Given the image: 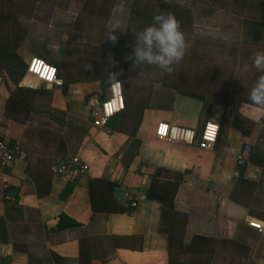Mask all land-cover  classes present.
Listing matches in <instances>:
<instances>
[{"label":"crops","instance_id":"obj_1","mask_svg":"<svg viewBox=\"0 0 264 264\" xmlns=\"http://www.w3.org/2000/svg\"><path fill=\"white\" fill-rule=\"evenodd\" d=\"M223 5L238 11L235 22L252 27L257 44L264 45V0H226ZM22 24L29 35L15 54L26 65L33 57L55 65L63 85L47 89L27 73L19 85L38 91L35 104L50 107L66 125L36 113L27 114L22 125L4 120L8 91L0 78V137L20 151L11 169L0 165V264H169L171 250L186 264H264V229L248 225L257 221L264 227V110L248 99L255 80L236 95L231 86L227 104L217 105L182 91L179 77L170 84L164 73L146 87L125 80L121 72L124 110L105 127H96L93 114L108 95V74L122 69L115 63L97 67L80 57L85 54L72 55L78 35L62 41L69 48L62 43L53 53L48 37L35 33L36 23ZM88 65L91 71H85ZM210 121L220 127L212 151L200 150L196 142L155 137L162 122L193 129L198 136ZM244 145L250 150L239 166L236 157ZM76 155L87 163L86 175L64 182L52 174L57 159ZM157 169L183 175L172 208L145 195ZM99 177L115 183L117 202L129 207L135 201L137 208L131 214L92 212L87 183ZM9 190L15 193L9 196ZM190 243L207 244L211 253L192 254Z\"/></svg>","mask_w":264,"mask_h":264},{"label":"rangeland","instance_id":"obj_2","mask_svg":"<svg viewBox=\"0 0 264 264\" xmlns=\"http://www.w3.org/2000/svg\"><path fill=\"white\" fill-rule=\"evenodd\" d=\"M164 1L177 3L183 9H190L192 13L190 29H181L189 47L183 59L173 65L174 71L171 74L166 73L168 82L174 84L177 77L184 78L186 84L182 88L185 91L201 94L205 98L220 88L223 92L228 89L230 94V87L233 86L232 92L236 95L243 92L246 86L250 87L255 80L254 72L250 65V54L247 57L243 56L242 49L245 44H250L248 40H255V32L250 29L253 33L248 34V25L235 22V13L238 11L225 9L223 3L226 0ZM129 2L130 0H120V5H124L122 14L118 6L109 19L96 20L82 13L83 4L76 0H15L13 2L0 0V35H7L3 40H10L8 44L11 46L18 37L21 39L29 35L28 31L27 35L25 34L26 25L22 23L24 20H31L36 23L35 33L39 31L41 36L48 37V47L53 53L56 50L52 49H56L57 45L63 43L62 41L73 39L71 34L78 35V40L70 46L73 48L70 50L72 55L85 54L80 57L89 58V62H97L96 66L101 67L100 64L110 63L109 58L115 54L111 61L117 65V69L123 70L120 73L122 72L125 80L149 87L150 84L157 83L164 73L150 65H144L142 70H132L130 62L125 59L135 43L133 33L142 30L141 25L137 23L138 19L129 15L127 8ZM118 20L121 22V29L113 33L118 36L117 43L113 45L107 41V33ZM22 31L24 35L21 37ZM52 42L56 45L53 46ZM41 44L40 41L39 45ZM63 44L69 48L68 42ZM251 44L250 52L254 53L257 51L256 46ZM35 45L38 47L37 43ZM261 46L262 44H259V47ZM260 51L264 50L260 49ZM73 59L76 57L73 56L70 62ZM74 61L78 62V60ZM66 64L71 66V63ZM244 64L249 65L248 72L242 71ZM0 72L2 73L1 65ZM220 254L222 255V252L218 251V255Z\"/></svg>","mask_w":264,"mask_h":264},{"label":"trees","instance_id":"obj_3","mask_svg":"<svg viewBox=\"0 0 264 264\" xmlns=\"http://www.w3.org/2000/svg\"><path fill=\"white\" fill-rule=\"evenodd\" d=\"M8 2H13L15 0H7ZM77 2H82V13L97 19H109L113 14V11L120 5V0H76ZM129 10V15L136 17L138 19L137 23L141 25V29L145 28L152 22L154 15L161 12H171L175 17L180 21L181 29H190L192 26L191 20V11L190 9H183L177 3H167L164 0H130L127 4ZM252 27H247L250 29ZM19 39V40H18ZM16 41H13L11 47L8 45V40L4 43L0 40V65L2 66V71L5 72L3 75L0 72V78L8 91V97L4 101L3 107V119L7 121H12L14 123L22 125L25 122L26 116L29 113H36L49 116L54 120L58 121L60 124L66 125L64 118L55 115L54 110L50 107L37 106L34 102V96L38 92L32 88L20 86L19 82L27 72V65L15 54V48L22 41V38H18ZM253 45L256 46V50H264V45L259 47L256 40H248ZM250 44L244 45V55L247 57L250 56L253 52H250ZM246 46V47H245ZM252 46V44H251ZM252 53V54H251ZM48 63V61L43 60ZM252 61L250 62L251 65ZM51 64V63H48ZM52 65V64H51ZM55 68L56 66L53 65ZM57 70V68H56ZM156 72V71H155ZM160 72V70H159ZM253 78L256 80L260 75L253 68ZM58 76V72H57ZM8 81L13 84V88L9 87ZM181 88L186 84L185 79L179 77ZM187 86V85H186ZM184 92V89L182 90ZM47 95H50L51 92L45 91ZM229 96V91L216 89L208 98H203V101L206 102H221L222 104H227V98ZM238 120L233 121V125L236 127ZM108 124V123H107ZM72 129L75 128L74 125L70 126ZM0 140L7 143L4 139L0 137ZM17 146V145H10ZM182 174L166 171L164 169H157L152 174L151 183L148 188L145 190V195L148 199H154L159 201L162 205L172 208L173 198L175 196L176 190L182 181ZM88 193L90 198V206L92 212L95 213H127L131 214L134 209L129 208L127 205H121L117 202L112 196V189L115 183L109 181L105 177L99 178H89L88 179ZM69 191V188H67ZM200 239V241L206 240L199 237H193V240ZM191 241V243H192ZM189 246V251L192 254H198L201 256L203 253H211V249L208 250V245L204 243L192 244ZM207 248V249H206ZM181 249V248H180ZM208 250V251H207ZM169 264H186L180 262L175 254L174 250L169 251ZM193 264V263H192Z\"/></svg>","mask_w":264,"mask_h":264},{"label":"built area","instance_id":"obj_4","mask_svg":"<svg viewBox=\"0 0 264 264\" xmlns=\"http://www.w3.org/2000/svg\"><path fill=\"white\" fill-rule=\"evenodd\" d=\"M29 76L37 79L43 85L62 87L63 82L57 76L56 68L43 61L40 58L33 57L27 63V72ZM124 110V99L122 87H114L112 84L108 87V95L100 103L97 111L93 114L92 124L96 127H105L114 115ZM220 134V127L214 121L207 122L200 134L197 136L193 129H185L178 126H172L169 123H160L155 130V137L159 140L168 142H177L192 145L196 142L198 148L203 151H212ZM250 147L244 145L236 157L237 165H244V153L249 152ZM20 156L17 146H10L0 140V165L3 169H11L14 162ZM51 172L58 179L69 182L74 181L88 173V165L79 156L61 157L51 166ZM261 177L264 179V163L260 167ZM131 209L137 208L135 201H130ZM249 227L262 232L264 227L257 221H250Z\"/></svg>","mask_w":264,"mask_h":264},{"label":"clouds","instance_id":"obj_5","mask_svg":"<svg viewBox=\"0 0 264 264\" xmlns=\"http://www.w3.org/2000/svg\"><path fill=\"white\" fill-rule=\"evenodd\" d=\"M124 5H119V12L122 14ZM121 22L116 21L107 33V41L113 45L117 43L118 36L114 32L120 31ZM135 43L131 46L132 51L125 57L130 62L132 70H142L144 65L155 66L162 73L171 74L174 71L173 65L178 64L184 57L189 44L186 41L184 32L181 30L180 21L171 12H161L152 18V22L140 31L133 33ZM249 59L252 61L251 68H254L260 75L255 80L248 99L251 105L264 110V51L254 52ZM109 62L112 63L111 58ZM92 65H88L85 71H91ZM250 70L248 64L243 65V72ZM121 73L109 72L107 81L114 87L119 88L121 82L118 76Z\"/></svg>","mask_w":264,"mask_h":264},{"label":"water","instance_id":"obj_6","mask_svg":"<svg viewBox=\"0 0 264 264\" xmlns=\"http://www.w3.org/2000/svg\"><path fill=\"white\" fill-rule=\"evenodd\" d=\"M50 87H51V85H47V87H46V88H47V89H49ZM215 104H217V105H220V104H219V103H217V102H215ZM14 193H15V191H14V190H9V191H8V195H9V196L13 195Z\"/></svg>","mask_w":264,"mask_h":264}]
</instances>
